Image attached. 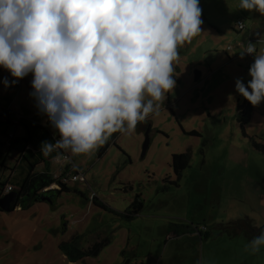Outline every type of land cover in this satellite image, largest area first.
Returning a JSON list of instances; mask_svg holds the SVG:
<instances>
[{
  "label": "rangeland",
  "instance_id": "1",
  "mask_svg": "<svg viewBox=\"0 0 264 264\" xmlns=\"http://www.w3.org/2000/svg\"><path fill=\"white\" fill-rule=\"evenodd\" d=\"M199 3L202 33L179 48L176 85L159 114L131 134L114 133L103 153L102 146L90 155L64 151L80 178L72 180L70 173V191L54 204L1 210L0 264H264V246L255 254L245 250L258 235L233 224L249 218L264 225V101L248 114L235 89L237 78L245 84L251 79L254 62L253 54L241 59L240 52L249 42L264 52L258 43L264 15L240 9V0ZM9 73L0 67V105L11 103L16 119L46 123L29 95L32 74L22 85L5 87L4 78L13 80ZM149 126L151 143L143 156ZM188 151L190 165L179 177L173 155ZM18 159L13 149L0 167V179L15 187L27 169ZM66 162L59 155L50 172L60 175ZM105 238L110 243L97 256L77 261L60 247L68 242L83 249Z\"/></svg>",
  "mask_w": 264,
  "mask_h": 264
},
{
  "label": "clouds",
  "instance_id": "2",
  "mask_svg": "<svg viewBox=\"0 0 264 264\" xmlns=\"http://www.w3.org/2000/svg\"><path fill=\"white\" fill-rule=\"evenodd\" d=\"M239 8L264 15V0ZM201 17L199 0H0V67L15 78L3 83L31 73L29 95L59 136L40 151L90 155L159 114L179 48L202 33ZM245 54L254 55L251 79L237 78L235 89L255 107L264 101V52L249 42ZM262 246L264 231L245 250Z\"/></svg>",
  "mask_w": 264,
  "mask_h": 264
},
{
  "label": "trees",
  "instance_id": "3",
  "mask_svg": "<svg viewBox=\"0 0 264 264\" xmlns=\"http://www.w3.org/2000/svg\"><path fill=\"white\" fill-rule=\"evenodd\" d=\"M246 109L248 114L252 110L253 106L249 101L245 99ZM240 108V107H239ZM21 129V134H16L12 129ZM192 134L197 135V132L193 131ZM0 135L6 137L5 140L0 138V167L5 166V162L10 152L15 149L19 152V161L25 160L27 162L26 174L23 177L18 187L13 185L11 191L18 192L17 199L12 203V209L21 206L29 208L33 203L40 201H48L51 204L55 203V199L62 193L70 191L67 182H63L62 173L58 176H54L50 172V163L56 159L59 155H64L65 152L62 149H56L49 155L45 156L40 147L42 142L50 141L53 144L58 139V136L54 135L53 128L47 120L46 123H41L37 118H28L19 116L14 118L13 112L10 109L0 108ZM108 147L105 144L101 148L103 153ZM191 153H178L173 155V167L175 173L180 177L181 172L190 165ZM41 166V167H39ZM44 169L39 170V168ZM63 173L70 171V166L65 165L61 168ZM73 171H78L76 168ZM10 182L0 179V198L5 195L6 186ZM12 185V183H11ZM55 187H52V186ZM21 198L26 200L25 204L21 205ZM95 199V198H94ZM96 201V199L94 200ZM137 200L133 204H136ZM139 206H142L140 201ZM1 211V209H0ZM134 214L138 213V209L134 207L132 211ZM129 215L128 217H130ZM238 229L247 228L244 231L248 235H259L264 231L263 226H256L248 218L245 221H239L233 223ZM110 243L108 238L97 240L91 244L88 248H78L68 242L62 243L61 249L65 252L67 257L71 261H77L87 256H97L101 250Z\"/></svg>",
  "mask_w": 264,
  "mask_h": 264
},
{
  "label": "water",
  "instance_id": "4",
  "mask_svg": "<svg viewBox=\"0 0 264 264\" xmlns=\"http://www.w3.org/2000/svg\"><path fill=\"white\" fill-rule=\"evenodd\" d=\"M200 74L201 73L197 71L196 78H198ZM149 131H150V129L147 130L146 138H145V141L143 144V151H142L143 156L146 154V152L150 146V143H151ZM17 196H18V192H16V191H10V192L6 193L4 196H2L0 198V209L3 211L5 210L8 212H11L13 210L12 209V203L17 199Z\"/></svg>",
  "mask_w": 264,
  "mask_h": 264
},
{
  "label": "built area",
  "instance_id": "5",
  "mask_svg": "<svg viewBox=\"0 0 264 264\" xmlns=\"http://www.w3.org/2000/svg\"><path fill=\"white\" fill-rule=\"evenodd\" d=\"M239 27L242 28L243 25L240 24ZM12 79H15V78L12 77ZM21 84H22V80L20 79V80H18V82L16 83V85H21ZM0 108H5V107H1L0 106ZM63 156H64V158L67 161L66 164H64V166L65 165H69L70 166V171H68L66 173H63V171H62L61 172L62 173V179L61 180L63 182H67L68 183L70 181V173H73L72 176H71V179L72 180H78L80 178V174H79L78 171H73V169L76 168V167H75V165H74L71 157L67 153H65ZM12 189H13V185L9 184V185L6 186V189H5V192L4 193L6 194V193L10 192Z\"/></svg>",
  "mask_w": 264,
  "mask_h": 264
},
{
  "label": "crops",
  "instance_id": "6",
  "mask_svg": "<svg viewBox=\"0 0 264 264\" xmlns=\"http://www.w3.org/2000/svg\"><path fill=\"white\" fill-rule=\"evenodd\" d=\"M9 76H11V74L9 73ZM22 84H23V82H22ZM21 84V85H22ZM11 103H8V105L7 106H2V105H0L1 107H5V108H7V109H10V110H12L11 109V105H10ZM12 112H14L13 110H12ZM19 115V114H18ZM34 118H37V117H34ZM38 119V118H37ZM40 121V120H39Z\"/></svg>",
  "mask_w": 264,
  "mask_h": 264
},
{
  "label": "flooded vegetation",
  "instance_id": "7",
  "mask_svg": "<svg viewBox=\"0 0 264 264\" xmlns=\"http://www.w3.org/2000/svg\"><path fill=\"white\" fill-rule=\"evenodd\" d=\"M149 129H150V126H149ZM146 130H147V128H146Z\"/></svg>",
  "mask_w": 264,
  "mask_h": 264
}]
</instances>
